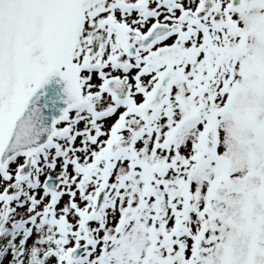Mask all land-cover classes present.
<instances>
[{
    "label": "snow or ice",
    "instance_id": "snow-or-ice-1",
    "mask_svg": "<svg viewBox=\"0 0 264 264\" xmlns=\"http://www.w3.org/2000/svg\"><path fill=\"white\" fill-rule=\"evenodd\" d=\"M0 264H264V0H0Z\"/></svg>",
    "mask_w": 264,
    "mask_h": 264
}]
</instances>
